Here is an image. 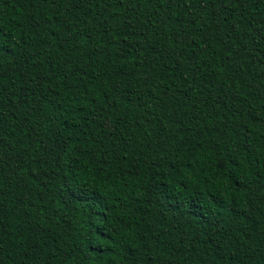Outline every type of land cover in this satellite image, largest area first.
Here are the masks:
<instances>
[{
	"label": "trees",
	"instance_id": "obj_1",
	"mask_svg": "<svg viewBox=\"0 0 264 264\" xmlns=\"http://www.w3.org/2000/svg\"><path fill=\"white\" fill-rule=\"evenodd\" d=\"M0 264H264V0H0Z\"/></svg>",
	"mask_w": 264,
	"mask_h": 264
}]
</instances>
